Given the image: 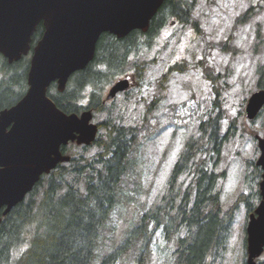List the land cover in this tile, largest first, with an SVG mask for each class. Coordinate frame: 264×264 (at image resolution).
<instances>
[{"label": "trees", "instance_id": "1", "mask_svg": "<svg viewBox=\"0 0 264 264\" xmlns=\"http://www.w3.org/2000/svg\"><path fill=\"white\" fill-rule=\"evenodd\" d=\"M197 1L164 0L146 34L134 31L122 39L101 35L93 61L69 79L63 93L52 87L49 96L65 113H77L84 108L79 102L90 89L87 109L103 112L102 92L115 79L129 72L136 83L142 79L145 61L140 45L150 46L149 38L159 33L167 17L200 31L192 17ZM42 33L43 27L39 24L32 35L31 46ZM28 61L24 57L12 65L1 63L0 110L14 105L22 96L26 89ZM187 67L185 61L170 67L161 77L160 87L164 86L170 73H184ZM261 74L259 71L258 87L264 88V74ZM204 75L214 87L219 75L211 70H204ZM215 94L214 103L218 106L217 89ZM220 118L219 113L200 123L199 137L187 140L171 169L167 195L152 212L143 213L139 224L122 244L96 263V251L102 244L101 232L117 204L116 190L133 172L130 151L137 136L134 128L106 119L99 124L100 130L104 131L93 145L82 147L83 151L96 147L93 156L71 157L69 163L58 165L48 176L41 178L24 201L2 218L0 264H116L135 236L143 238L140 248L143 253L151 222L155 228L162 229L165 240L175 238L176 247L170 254L173 264H208L217 259L225 250L239 205L244 203L247 215L255 209L243 193L229 209L223 211L221 208L217 185L224 174L218 175L214 169L220 162L223 145L232 128L222 135ZM199 154L208 157L205 160L208 164L204 161L194 168V160ZM191 168H194L191 185L175 204L174 192L179 179ZM259 172L258 168H252L254 178Z\"/></svg>", "mask_w": 264, "mask_h": 264}, {"label": "rangeland", "instance_id": "2", "mask_svg": "<svg viewBox=\"0 0 264 264\" xmlns=\"http://www.w3.org/2000/svg\"><path fill=\"white\" fill-rule=\"evenodd\" d=\"M192 17L199 32L190 24H178L167 17L165 26L149 38L150 46L140 45L145 61L140 86L117 96L108 105L109 111L94 121L111 119L115 124L134 128L137 135L131 150L133 172L117 189V204L101 232L96 263L125 241L144 211L158 205L166 195L169 173L184 144L190 137L198 138L199 123L219 111L221 134L225 135L233 125L214 169L218 175L224 173L217 185L221 208L229 209L242 192H258L260 176L253 177L252 162L259 157L255 136H264V111L250 122L244 109L248 98L258 91V72L264 74V0H198ZM182 61L188 63L186 71L172 73L164 87H158L166 69ZM204 70L219 75L214 87L205 78ZM215 89L219 107L214 103ZM106 92L107 89L103 100ZM96 151L95 147L86 151L69 147L74 158L91 157ZM207 158L197 155L194 168ZM194 168L180 178L174 192L175 204L191 185ZM251 201L258 204L254 197ZM246 216L241 207L222 256L210 264L244 263ZM147 228L143 253V238L135 236L116 264H173L170 254L176 247L175 238L165 240L162 229L155 228L154 223ZM260 259L264 261V254Z\"/></svg>", "mask_w": 264, "mask_h": 264}, {"label": "water", "instance_id": "3", "mask_svg": "<svg viewBox=\"0 0 264 264\" xmlns=\"http://www.w3.org/2000/svg\"><path fill=\"white\" fill-rule=\"evenodd\" d=\"M163 0H0V54L13 63L29 51L39 23L44 32L33 49L27 74L28 90L13 107L0 111V211L5 216L59 162L68 161L60 146L69 141L89 144L96 127L89 113L66 116L46 97L51 82L62 91L68 77L93 59L103 33L118 38L133 30L146 32ZM127 88L117 83L115 92ZM264 105V91L253 94L246 106L253 119ZM8 129V130H7ZM263 170L262 201L247 225L248 264H255L264 246V139H258ZM1 222V218H0Z\"/></svg>", "mask_w": 264, "mask_h": 264}]
</instances>
